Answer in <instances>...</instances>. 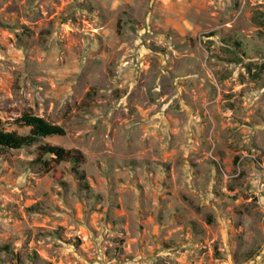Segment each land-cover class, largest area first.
I'll return each instance as SVG.
<instances>
[{"label": "rangeland", "instance_id": "obj_1", "mask_svg": "<svg viewBox=\"0 0 264 264\" xmlns=\"http://www.w3.org/2000/svg\"><path fill=\"white\" fill-rule=\"evenodd\" d=\"M256 10L0 0V120L61 126L41 143L80 151L88 185L69 162L40 172L38 144L0 148V264H264Z\"/></svg>", "mask_w": 264, "mask_h": 264}, {"label": "trees", "instance_id": "obj_2", "mask_svg": "<svg viewBox=\"0 0 264 264\" xmlns=\"http://www.w3.org/2000/svg\"><path fill=\"white\" fill-rule=\"evenodd\" d=\"M251 21L257 28H264V11H254L251 15ZM231 45L234 47L235 52H240L238 41H233ZM232 51V54L240 60V57ZM245 67L249 70V64ZM259 69H264V62H262ZM255 77L258 76L256 72ZM13 124L19 127L28 128L26 134H19L14 130H6L5 123L0 120V148L8 150H20L26 147L36 145V156L33 159V164H36L40 172H47L52 170L61 162H69L71 166V172L82 185L87 189V181L84 171L79 168V165L83 161V155L76 149H66L60 145L41 143L42 138L48 136H62L64 135V129L56 124L47 122L43 117L34 115L28 112H23L13 121ZM4 251H7V246L3 247Z\"/></svg>", "mask_w": 264, "mask_h": 264}]
</instances>
